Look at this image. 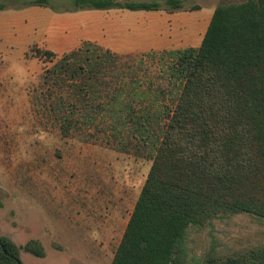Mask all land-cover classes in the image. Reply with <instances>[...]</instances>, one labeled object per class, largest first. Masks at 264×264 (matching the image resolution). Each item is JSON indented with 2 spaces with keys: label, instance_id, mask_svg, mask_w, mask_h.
Returning <instances> with one entry per match:
<instances>
[{
  "label": "trees",
  "instance_id": "obj_1",
  "mask_svg": "<svg viewBox=\"0 0 264 264\" xmlns=\"http://www.w3.org/2000/svg\"><path fill=\"white\" fill-rule=\"evenodd\" d=\"M68 1L20 5L184 8L183 0ZM26 56L42 63L31 104L62 136L151 161L111 264H264V245L214 242L200 254L191 245V230L215 219L247 213L264 221V0L218 4L200 46L122 54L83 40L63 53L36 43ZM22 248L47 254L40 239L21 246L2 234L0 264H26Z\"/></svg>",
  "mask_w": 264,
  "mask_h": 264
},
{
  "label": "rangeland",
  "instance_id": "obj_2",
  "mask_svg": "<svg viewBox=\"0 0 264 264\" xmlns=\"http://www.w3.org/2000/svg\"><path fill=\"white\" fill-rule=\"evenodd\" d=\"M25 1L0 0L16 5L0 9V235H10L21 246L32 238L42 241L45 257L22 248L26 264H111L151 161L100 141H84L82 135L64 137L34 110L29 89L38 84L42 63L26 51L36 43L47 46L41 39L49 20L39 22L22 11L33 6L20 5ZM49 1L59 8L73 5ZM232 1L242 0H183V9H200H176L170 19L135 18L114 51L200 46L215 7ZM191 240L199 254L214 242L264 245V221L247 213L230 215L191 230Z\"/></svg>",
  "mask_w": 264,
  "mask_h": 264
},
{
  "label": "crops",
  "instance_id": "obj_3",
  "mask_svg": "<svg viewBox=\"0 0 264 264\" xmlns=\"http://www.w3.org/2000/svg\"><path fill=\"white\" fill-rule=\"evenodd\" d=\"M22 11H26L28 14L32 13L33 18H36L39 22H43L44 18H48L49 31L45 30L41 44H47V47L54 50L67 51L77 48L83 40H91L114 50L115 43H118L121 35L127 32L126 24L128 23L127 26L132 25L130 21L135 20V18L142 17V20H147L148 17H154V20H159L164 17L170 19V16L178 13L175 10H129L120 8L57 11L49 6L42 5L29 6L23 8ZM180 11L189 13L193 10L179 9Z\"/></svg>",
  "mask_w": 264,
  "mask_h": 264
}]
</instances>
